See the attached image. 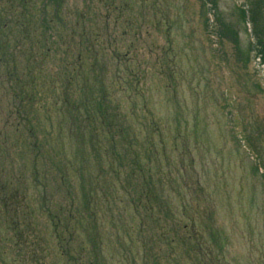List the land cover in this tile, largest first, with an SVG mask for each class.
<instances>
[{
  "label": "rangeland",
  "instance_id": "rangeland-1",
  "mask_svg": "<svg viewBox=\"0 0 264 264\" xmlns=\"http://www.w3.org/2000/svg\"><path fill=\"white\" fill-rule=\"evenodd\" d=\"M255 1L0 0V264H264Z\"/></svg>",
  "mask_w": 264,
  "mask_h": 264
},
{
  "label": "trees",
  "instance_id": "trees-1",
  "mask_svg": "<svg viewBox=\"0 0 264 264\" xmlns=\"http://www.w3.org/2000/svg\"><path fill=\"white\" fill-rule=\"evenodd\" d=\"M51 3H53L55 5V7H59L60 5V2H62L63 0H50ZM206 4H210L211 8H217V0H205ZM264 3V0H256L254 2V5H253V8L250 10L251 12V15H249V20L253 23V28H255V33L257 34V38L259 39V42L260 44H263L264 43V37H262L260 34H261V30L259 28H262L263 27V24H264V15L261 13V5ZM242 17H243V20L246 21L247 19V12L246 11H242ZM218 23H219V26H220V30H219V34L222 35V36H226V37H233V41L234 42H237L236 40V32L232 30V28L227 25L224 21L221 20V18L219 16L216 17ZM19 20V23L22 25V27L24 26L23 28V31H22V35L24 37H27V35H25L26 33L28 34L30 31H29V27H30V21H31V16H30V13H28L25 17H23L22 19H18ZM22 22V23H21ZM42 23H44V17H42ZM40 23V24H42ZM15 24H18V21L15 22ZM4 47L7 48V42H6V39L3 37H0V49H3ZM260 51H259V58L261 60V63L264 65V51L261 50L262 48H264L263 46H260ZM9 79L11 81V78L6 75V76H0V82L1 83H4L5 80ZM14 82L17 86H19L18 89V93L19 95L22 97V100L24 99L26 101V99L28 101H31L32 99L29 98V92L25 95L24 93L28 90L27 88L24 87V85H26L27 83H22L21 81L17 80L16 81V78H14ZM35 88V87H34ZM32 90V89H31ZM95 89H93V87L89 86L88 88L84 87L83 88V91L84 93L87 91H91V92H94ZM86 95V93H85ZM88 101V99H86ZM24 101V102H25ZM95 106L96 104L93 105V108H94V114H97V115H100V114H106V112L102 111L101 109H95ZM30 107V104H26L25 106H21L19 105L16 110L17 111H22V113L25 112L28 113V109ZM81 105L78 106L77 108V112H80L81 111ZM84 111H86L85 113L87 114V116H90V112H89V108L87 107L86 104H84Z\"/></svg>",
  "mask_w": 264,
  "mask_h": 264
}]
</instances>
